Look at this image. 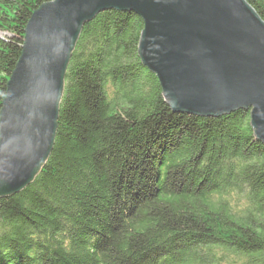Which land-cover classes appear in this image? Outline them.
Segmentation results:
<instances>
[{
  "label": "trees",
  "instance_id": "trees-1",
  "mask_svg": "<svg viewBox=\"0 0 264 264\" xmlns=\"http://www.w3.org/2000/svg\"><path fill=\"white\" fill-rule=\"evenodd\" d=\"M0 0V109L32 13ZM264 20V0H247ZM143 19L85 23L52 151L0 197V264H264V142L250 109L173 112L141 61Z\"/></svg>",
  "mask_w": 264,
  "mask_h": 264
},
{
  "label": "water",
  "instance_id": "water-1",
  "mask_svg": "<svg viewBox=\"0 0 264 264\" xmlns=\"http://www.w3.org/2000/svg\"><path fill=\"white\" fill-rule=\"evenodd\" d=\"M105 10L144 21L138 53L173 112L218 117L250 109L264 142V20L247 0H52L25 28L0 109V197L30 184L48 159L70 58Z\"/></svg>",
  "mask_w": 264,
  "mask_h": 264
}]
</instances>
